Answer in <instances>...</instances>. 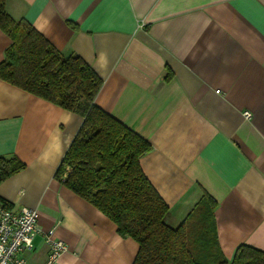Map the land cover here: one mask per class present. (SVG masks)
<instances>
[{
  "label": "crops",
  "instance_id": "obj_1",
  "mask_svg": "<svg viewBox=\"0 0 264 264\" xmlns=\"http://www.w3.org/2000/svg\"><path fill=\"white\" fill-rule=\"evenodd\" d=\"M62 55L103 81L95 105L151 145L139 159L175 228L203 193L217 240L264 251V0H7ZM10 39L0 29V62ZM244 113H249L246 119ZM82 118L0 80V156L25 169L0 183L15 211L38 212L25 264H132L137 243L55 178Z\"/></svg>",
  "mask_w": 264,
  "mask_h": 264
},
{
  "label": "trees",
  "instance_id": "obj_2",
  "mask_svg": "<svg viewBox=\"0 0 264 264\" xmlns=\"http://www.w3.org/2000/svg\"><path fill=\"white\" fill-rule=\"evenodd\" d=\"M0 0V29L10 39L0 80L82 118L55 178L138 245L132 264H264V251L240 245L232 259L217 240L216 202L206 193L175 228L169 208L143 175L151 145L94 103L103 81L78 55H62ZM16 156H0V183L20 173ZM0 203L9 207L3 199Z\"/></svg>",
  "mask_w": 264,
  "mask_h": 264
},
{
  "label": "built area",
  "instance_id": "obj_3",
  "mask_svg": "<svg viewBox=\"0 0 264 264\" xmlns=\"http://www.w3.org/2000/svg\"><path fill=\"white\" fill-rule=\"evenodd\" d=\"M246 119L249 113H244ZM38 230V212L23 206L19 212L0 203V264H25L21 253L33 249V240ZM54 229L44 233L48 255L44 264H55L67 251L61 240L53 237Z\"/></svg>",
  "mask_w": 264,
  "mask_h": 264
}]
</instances>
